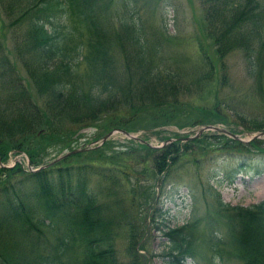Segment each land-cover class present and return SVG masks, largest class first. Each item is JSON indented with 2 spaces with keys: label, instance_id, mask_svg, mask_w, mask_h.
Returning <instances> with one entry per match:
<instances>
[{
  "label": "trees",
  "instance_id": "trees-1",
  "mask_svg": "<svg viewBox=\"0 0 264 264\" xmlns=\"http://www.w3.org/2000/svg\"><path fill=\"white\" fill-rule=\"evenodd\" d=\"M1 1L3 3L0 10L3 13L11 15L16 5L20 16L26 21L24 34L19 35V43L15 45L16 54L28 77L32 78L37 91L44 98L41 104L32 99L24 80L16 76L18 73L15 64L9 60L0 44L1 160L6 158L10 148L20 150L27 143V138H40L48 145H57L64 140V147H69L72 136L68 134L69 129L60 126L63 121L72 125L76 123L77 126L88 124V121L94 124L93 121L102 113L104 116L110 112L112 119H115L100 123L97 127L100 131H107L114 125L128 130L166 125L174 111L187 110V102L192 100H179L188 85L181 82V77H198L193 83L196 86L203 85L205 81L213 82L217 66L202 40H198L197 45L200 57L190 66V69H194L197 65L196 69L200 70L198 73L195 69H189L190 63L171 61L167 55H162V59L159 56L161 61L157 65L152 63L148 52L152 49L153 52L161 53V44L151 41L146 20L134 17L137 4L131 6L130 12L127 8L128 15L122 16L119 28L115 30L109 22V13L114 16L116 13L115 0ZM121 1L131 3L135 0ZM153 1L154 4L161 3L162 9L165 7L162 0ZM202 2L204 19L209 24L206 29L208 28V35L212 38L214 52L219 56L221 65L224 63V55L236 49L242 53L246 71L250 75H262L264 0ZM115 47L122 49V56L130 61L131 68L122 72L113 66ZM81 64H87L85 73L80 68ZM204 66L207 67L206 72H203ZM78 70L82 71L81 74ZM222 78L223 75L219 79ZM213 102V107L218 109L220 99L214 98ZM196 109L201 111L206 108ZM141 114L148 124L138 126L133 118ZM201 122L209 121L196 118L190 123L194 125ZM223 123L229 122L224 120ZM244 126L264 129V117L249 121ZM13 130L16 133L11 135ZM17 133L21 136L15 138ZM27 135L31 136L25 138ZM58 138L63 139L58 142ZM129 141L131 144L123 151L130 153L134 161L128 156L110 158L103 154L100 164H96L107 167L104 175L100 171L102 167L99 170L92 169V163L73 160L81 155L80 151L37 171H27L18 163L0 167V197L3 196L0 198V246L3 247L0 248V264H35L31 254L36 250L32 242L35 243L37 236L42 235L41 227L44 225H50L53 229L55 226L60 227L55 236L54 251L42 256L44 264H117L114 259V244L108 232V225L112 228L117 218L116 214L103 215L105 205H120L122 202L120 187L125 183L126 178L122 175L127 167L134 165L136 168L143 161L141 164L145 171L150 168L155 173L162 170L170 172L177 158L176 155H169V142L164 146L154 147L133 139ZM35 142V145L26 148L32 162H38L35 151H39L41 147L38 140ZM104 145L105 142L102 143ZM243 145L255 147L248 142ZM99 149L88 150L98 154ZM175 149L181 150L179 144H176ZM245 153L239 154L236 170L241 168L249 171L252 168L246 164ZM94 159L99 157L95 156ZM111 171L113 173L109 178ZM254 172L258 173V170ZM89 173H98L102 175L101 179L103 176L109 178L105 182L106 194L115 196L113 200L108 203L101 201L100 195L103 193L89 184ZM29 180L31 184L34 181V185L30 186L32 193L21 194L20 183L26 184ZM236 208L241 211L230 213L228 223L243 253L238 257L239 261L233 264H264V199ZM103 219L110 222L104 224L107 234H104L103 229L96 228ZM194 224L196 223H192L189 229L186 224L169 229L168 257L163 259L164 264H185L184 258L195 254L189 251L194 237ZM138 229L136 227L130 230L127 235V252L133 257L137 253L141 236ZM15 236L19 239L26 236L28 246ZM99 239H103L104 245L96 251L91 245H96ZM7 240L10 242L8 250L4 248ZM210 240L208 246L214 253V261L216 264L221 263L219 246L224 242L220 234H213ZM86 244L89 247L85 248ZM69 246L75 252L81 248V254L75 255L72 262L70 256L66 255ZM29 255L31 257H27ZM62 255L63 258L66 255V261L62 260Z\"/></svg>",
  "mask_w": 264,
  "mask_h": 264
},
{
  "label": "rangeland",
  "instance_id": "rangeland-1",
  "mask_svg": "<svg viewBox=\"0 0 264 264\" xmlns=\"http://www.w3.org/2000/svg\"><path fill=\"white\" fill-rule=\"evenodd\" d=\"M162 1L165 3L163 9L161 3L154 4L153 0H135L131 3L115 0L116 13L115 16L111 12L109 13L111 18L109 22L112 28L117 30L119 20L122 19V16L128 15L127 8L130 12L131 6L137 4L133 13L134 17L144 18L150 31L151 41L153 43L158 41L161 44V53L153 52L152 49L148 52L153 64H158L159 56L162 59V55H167L171 61L182 64L190 63V69L193 62L200 57L197 45L198 40H202L212 53L211 56L214 58L213 61L217 69L213 82L205 81L201 86L193 85L198 77H181V82L188 85L185 86L179 100H192L187 102L189 105L187 110L174 111L169 117V123L155 128L129 130L133 133L136 132L142 138H149V141L156 145H159V141L163 138H171L167 140L171 148L169 155H176L177 158L170 172L162 170L155 173L150 168L145 171L141 164L142 161L136 168L134 165L127 167L125 174L122 175L126 178L125 183H122L120 187L122 202L120 205L110 203V205H105L103 209L104 216L116 214L117 218L116 222H113L112 228L108 225L109 238L114 244V259H116L117 264H164L163 259L168 257L166 252L168 250L169 229L181 226L183 223L189 225L187 227L189 229L195 222L193 242L189 249L195 254L184 258V263L216 264L213 257L214 253L208 245L211 243L210 237L213 234H220L224 243L219 246L221 263L218 262L217 264H233L239 261L238 257L243 253V249H241L239 241L237 243L233 237L234 234H232L228 223L229 214L240 212L241 209L236 208L238 206L257 203L264 199V134L254 135L253 131L261 128L250 129L244 126L249 124V121L264 117V73L262 75H250L245 69L242 53L236 49L230 50L224 55V63L221 65L219 56L214 52L212 38L208 35V28L206 29L209 24L204 19L202 0ZM2 3L0 0V7H2ZM13 10L14 13L11 15L0 10V44L7 53L6 56L15 64L18 73L16 76H20L24 80L32 99L41 104L44 102V98L37 91L32 78L28 77L21 59L19 60L16 54L15 45L19 43V35L24 34L26 21L20 16L16 5H14ZM121 51V48L115 47L112 62L114 67H118L123 72L124 69L131 68V63L122 56ZM80 68L85 73L87 64H81ZM196 68L197 65L194 69L198 73L200 70ZM184 69L188 70V68ZM194 69L190 70L194 71ZM202 69L203 72L207 71L206 66ZM81 70H78L80 74ZM222 75L223 78L220 80ZM214 98L221 101L218 109L213 107ZM196 108L206 109L200 111ZM102 116L103 113L97 120L93 121L94 124L88 121V124L80 126H77L76 123L72 125L63 121L60 126L69 129L68 134L70 133L72 136L70 148L64 147V140L57 145H48L40 138H27L31 136L27 135L25 137L27 143L20 150L25 152L27 156L26 148L35 145V140L39 141L38 144H41V147L39 151H35L38 154V162L29 160L32 166H35L53 160L73 148L94 145L91 142L106 132L97 128L100 123L103 121L112 122L113 115L110 112ZM196 118H202L212 124L223 126L229 131L235 132L237 137L248 138V141H241L217 130H205L197 137H189L194 134L200 124L204 123L192 125L190 122ZM213 120L214 122H211ZM221 120H227L229 123L225 124ZM133 121H136L138 126L148 124L142 114L133 118ZM175 124H185V126L181 127ZM111 128L123 127L114 125ZM14 133H16L15 130L11 135ZM20 136L21 134L17 133L15 138ZM62 139L58 138V142ZM129 140L125 134L115 131L104 141V146L98 144L92 147L100 148L98 154L85 148L79 150L81 155L78 158L74 157L73 160L80 159L82 162L92 163V169L99 170V167H102L100 171L102 170L104 175L107 167L96 164L98 162L100 164V158L103 154L110 156V158L128 156L130 160L134 161L130 153L123 151L131 144ZM186 142L190 145H187ZM247 142L257 148L245 147L243 143ZM176 144H179L180 151L175 149ZM9 151H12V148ZM244 152L247 154L245 157L246 164L252 168L249 171L241 170V168L236 170V160L240 158L239 154ZM135 153L132 152V154ZM70 154L72 153L67 155L73 156ZM14 155L15 153L11 152L5 162L17 160L18 158H15ZM95 156H98L99 159L95 160ZM23 160H25V156H23ZM18 164L21 167L22 165L25 166V161ZM256 169L258 173L254 172ZM231 170L234 173H231ZM112 173V171L109 173V178ZM88 176L89 184L103 193L100 195L102 202L108 203L114 199L115 196L106 194L107 184L105 182L109 178L103 176L101 179L102 175L100 176L98 173H89ZM32 183L30 180L26 184L20 183V193L30 195L32 193L30 186L34 185V181ZM232 209L234 211H231ZM106 222L109 221L103 219L96 227L103 229L104 234H107V229L104 226ZM136 227L137 229L139 227L141 236L137 244V253L133 257L127 252V235L130 230L132 231ZM59 231V226H55L54 229L50 225L41 227L42 235L37 236L35 243L32 242L33 248L36 250L31 254L35 264H44L42 256L50 255L54 251L53 244ZM15 238L17 237L15 236ZM17 239L28 246L26 236ZM103 239H99L96 241V245L93 243L91 247L98 251L101 249L100 246L104 245ZM9 246L10 242L7 240V245L4 248L8 250ZM86 247L89 245L86 244ZM68 249L66 255L70 256L71 262L72 259L76 258L75 255L81 254V248L77 249V252L71 251V246ZM31 255L27 257H31ZM66 255L64 258L62 255L63 261H66Z\"/></svg>",
  "mask_w": 264,
  "mask_h": 264
},
{
  "label": "water",
  "instance_id": "water-1",
  "mask_svg": "<svg viewBox=\"0 0 264 264\" xmlns=\"http://www.w3.org/2000/svg\"><path fill=\"white\" fill-rule=\"evenodd\" d=\"M205 130H217V131H221L233 138H237L241 141H248L247 139L248 138H241V137H237V134L235 132H231L229 131V129L223 127V126H219V125H215V124H212V123H202L199 125V127L195 130L194 134L189 136V137H197L199 136L203 131ZM115 131H118V132H121L123 134H125L126 137L128 138H137L143 142H147L145 141L144 139L142 138H139L137 137L134 133L126 130L125 128H111L109 129L107 132H105L100 138H98L97 140H95L94 142H97V144H101L104 140H106L111 134H113ZM253 134L254 135H259V134H264V130L261 129V130H255L253 131ZM252 134V135H253ZM171 138H169L170 140ZM89 146L87 145H84V146H81V147H77V148H73L59 156H57L55 159L47 162V163H44L42 165H39L38 167H36L35 169H39L41 167H45V166H48L50 164H52L53 162L57 161L58 159L62 158V157H65L67 154L69 153H73V152H76V151H79V150H83V149H87ZM29 165V164H28ZM30 166V165H29Z\"/></svg>",
  "mask_w": 264,
  "mask_h": 264
}]
</instances>
